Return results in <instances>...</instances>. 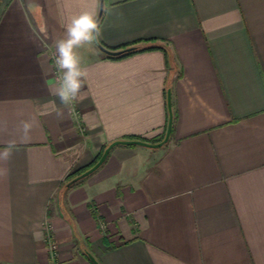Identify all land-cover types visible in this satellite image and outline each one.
<instances>
[{
    "label": "crops",
    "instance_id": "obj_1",
    "mask_svg": "<svg viewBox=\"0 0 264 264\" xmlns=\"http://www.w3.org/2000/svg\"><path fill=\"white\" fill-rule=\"evenodd\" d=\"M78 129L55 95L70 20L101 0H0V264H264V0H103ZM157 49H148L151 47ZM160 148H105L166 133ZM31 128L27 134L23 123Z\"/></svg>",
    "mask_w": 264,
    "mask_h": 264
},
{
    "label": "clouds",
    "instance_id": "obj_2",
    "mask_svg": "<svg viewBox=\"0 0 264 264\" xmlns=\"http://www.w3.org/2000/svg\"><path fill=\"white\" fill-rule=\"evenodd\" d=\"M101 34L97 17L92 12L86 11L70 20L65 29V38L56 42L55 67L62 75L57 81L55 95L61 104L67 105L77 98L86 75L81 67V58L75 50L84 44L96 43ZM30 128L29 123H23L25 134ZM14 148L13 143L6 145L0 151V159H8Z\"/></svg>",
    "mask_w": 264,
    "mask_h": 264
},
{
    "label": "water",
    "instance_id": "obj_3",
    "mask_svg": "<svg viewBox=\"0 0 264 264\" xmlns=\"http://www.w3.org/2000/svg\"><path fill=\"white\" fill-rule=\"evenodd\" d=\"M103 8H104V2L103 0H101V6H100V13L98 16V20L100 19V17L102 16L103 13ZM96 44L98 45V47L108 56H119L121 55L123 52L129 51L131 49H126V50H117V51H112V50H107L104 49L103 47H101L98 43V41L96 42ZM167 106H168V112H169V118H168V124H167V129H166V133L164 136V139L158 143H150L144 140H117L112 142L110 145H108L103 154L101 155V157L99 158V160L88 170L84 171L83 173H81L80 175L76 176L74 179H72L68 185H72L88 176H90L91 174H93L96 170H98L103 163L106 161L108 155L110 154L111 150L119 145H123V146H132V145H136V146H143V147H147V148H160L162 147L164 144L168 143L170 136H171V132H172V127H173V110H172V95H171V90H168L167 92ZM91 261L94 264H99L96 259L89 255Z\"/></svg>",
    "mask_w": 264,
    "mask_h": 264
},
{
    "label": "built area",
    "instance_id": "obj_4",
    "mask_svg": "<svg viewBox=\"0 0 264 264\" xmlns=\"http://www.w3.org/2000/svg\"><path fill=\"white\" fill-rule=\"evenodd\" d=\"M55 55L53 56L54 60V74L56 77V80L60 78L62 73H60L56 67H55ZM67 107L74 118V120L77 122L78 129L81 132L85 131V127L81 123V114L80 111L76 108V99L71 101L69 104H67ZM46 242L48 243V250L50 254V264H59L58 262V245L54 239V228L53 225L48 221L46 222Z\"/></svg>",
    "mask_w": 264,
    "mask_h": 264
},
{
    "label": "trees",
    "instance_id": "obj_5",
    "mask_svg": "<svg viewBox=\"0 0 264 264\" xmlns=\"http://www.w3.org/2000/svg\"><path fill=\"white\" fill-rule=\"evenodd\" d=\"M100 20H101V17H100V19L98 20L99 21V23H100ZM98 43H99V45L101 46V47H103L104 49H107V50H112V51H117V50H126V49H131V50H129V51H126V52H123L121 55H119V56H107L108 58H111V59H120V58H123V57H126V56H129V55H131V54H134V53H136V52H139V51H143V50H145V49H141V48H139L138 46H136L135 44L136 43H134V44H132L131 46H124V47H121V48H119V49H110V48H108V47H105L100 41H98ZM157 48H159V47H151V48H148V49H157ZM166 129H167V127H166ZM166 131V130H165ZM164 136H165V133L162 135V136H160V137H158V138H156V139H144V138H140V137H131V138H128V139H125V140H134V139H136V140H144V141H147V142H150V143H158V142H160V141H162L163 139H164ZM99 160V158L96 160V161H94V163L90 166V167H88V168H86V169H82V170H79V171H76V172H73V173H71L68 177H67V181H66V183L64 184V187H63V189L65 190V189H68V188H71V187H73V186H75L76 184H77V182L76 183H74V184H72V185H68V183L72 180V179H74L76 176H78V175H80L81 173H83L84 171H86V170H88L89 168H91L97 161Z\"/></svg>",
    "mask_w": 264,
    "mask_h": 264
}]
</instances>
